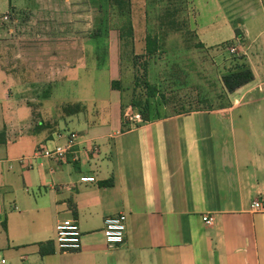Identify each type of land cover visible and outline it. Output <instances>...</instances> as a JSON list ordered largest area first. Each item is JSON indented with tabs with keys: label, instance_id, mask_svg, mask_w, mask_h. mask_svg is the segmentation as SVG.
Wrapping results in <instances>:
<instances>
[{
	"label": "crops",
	"instance_id": "crops-1",
	"mask_svg": "<svg viewBox=\"0 0 264 264\" xmlns=\"http://www.w3.org/2000/svg\"><path fill=\"white\" fill-rule=\"evenodd\" d=\"M137 1L143 11L131 15L133 39L121 35L123 22L110 31L115 42L109 49L93 46L99 37L91 31L83 46L77 40L78 18L75 31L67 32L77 39L45 52L57 54L59 69L104 63L116 70L123 67L119 45L121 53L144 55L146 38L157 37L149 69L164 63V69L184 75L180 83L162 84L167 88L162 93L180 103H199L141 122L134 118L133 94L121 96L110 81L103 99L73 101L83 102V111H63L59 119L31 126L30 108L13 102L14 70L0 64V109L6 112L0 119L5 139L0 142V264H264V211L252 208L264 199V0H171L169 14L155 12L160 0ZM98 3L0 0V42L6 29L13 33L12 25L23 20L44 23L53 13L60 27L67 4L76 9ZM148 4L156 5L153 13H147ZM65 32L58 29L52 37L64 38ZM187 35L195 39L191 45L184 43ZM106 50L108 57L100 59ZM131 60L126 68L135 67L134 56ZM243 63L254 79L226 91L222 75ZM191 71L207 93L189 83ZM210 84L221 91L217 104L203 103L210 99ZM22 108L27 110L20 118ZM73 134L66 159L22 160L41 145L66 144ZM121 213L127 214L125 240L110 244L105 219ZM67 217L81 226L79 250L57 246L56 226Z\"/></svg>",
	"mask_w": 264,
	"mask_h": 264
},
{
	"label": "rangeland",
	"instance_id": "rangeland-1",
	"mask_svg": "<svg viewBox=\"0 0 264 264\" xmlns=\"http://www.w3.org/2000/svg\"><path fill=\"white\" fill-rule=\"evenodd\" d=\"M102 1L103 0H99V3L95 6L80 5L76 9H73L72 6L67 4L65 8V21L60 23V27L57 26V20L53 17L54 15L52 16L53 13H50L49 16L46 17V20H43L44 23H40V21L31 23L29 20H23L22 23L13 24V33L6 29V34L1 37L0 54L2 58L0 64L4 66L7 72L13 68V76L15 77V81H17V83L14 82L11 85L13 89L11 92L15 94L13 102L16 103L15 106L27 105L30 108L32 114L29 115V119L27 120L32 122L31 126H35L41 119L56 120L61 118L63 115V106L66 103L73 102L77 99H88L92 96L103 99L109 92L110 81L112 86L113 76L120 80L121 85L119 90L121 91V96L123 93H125L126 96L130 93L132 94L136 68H126L124 65L128 61L132 63L133 61L131 59L133 56L134 58L136 56L138 67H142L141 61L143 55L140 51L134 55L126 54L124 50L121 53L122 47L119 45V55L123 61V67L121 66L116 70L104 67V63H99V68L93 65L91 69H59L56 67L58 64L57 54L45 52L46 50L51 51L52 47H56L57 44H60V46H62V44L68 45L72 44L73 39H77V37H69L67 32L75 31L74 29L77 28L78 18H80L82 22V25H80L81 27L78 25L77 28V30L81 31V38L77 39L81 40L80 44H83V46L88 45L90 42L87 38L89 37V32L91 31L94 33L99 26H101L103 29H109L108 34L99 36V38L93 41V46L96 44L99 48L109 49L111 42H115L114 39L108 37L110 31H115V28L121 26L124 19L114 14L110 6L103 7ZM107 2L108 1L105 0L106 4ZM137 2L136 0V2L133 3L131 15H136L141 10L143 11V8H141V5L139 6ZM160 2L161 3L157 4V6L155 5L156 7L153 4L146 5L147 13H153L154 7L157 13L169 14L173 12L170 5L171 0H160ZM8 22L9 21L5 22L7 27H9ZM62 28L66 31V36L60 39L53 38L52 34H55L58 29L62 30ZM57 40H59V43ZM193 41H195V39H193L192 36L187 35V37H184V43L186 45H191ZM170 43V37L166 38L164 46L169 48ZM65 55H68V53ZM108 55L109 53L107 50L104 53H99V56H101L100 59L102 60H105ZM164 66L165 64L161 63L159 68H155L154 66L151 67L150 80L155 79L159 71H161V73L167 71L164 69ZM182 74L183 72L178 76L181 81L184 79V75ZM139 75L143 76L141 70L139 71ZM209 76H212L210 72ZM66 77H68V80L61 83L63 82L61 80ZM188 80L189 83L195 82L199 84V90L207 93L208 90L206 85L204 84V87H202L201 80L197 79L193 71L189 73ZM153 83H156V81H153ZM211 84L209 87L210 99L204 101V104H217L223 100V98L218 96V94L221 95V91H219L217 85L215 84L212 86ZM166 89L167 88H165V90ZM161 93L152 97L156 109L159 108L161 112L179 109L189 105L193 106L199 103H192L191 100L180 103L177 100L169 99L168 95H166L167 100H165L162 98ZM89 104H91V102ZM26 110V108H22L20 118L25 116ZM5 113L6 112L0 109V119L2 117L6 118ZM137 113L138 111H136L135 114Z\"/></svg>",
	"mask_w": 264,
	"mask_h": 264
},
{
	"label": "trees",
	"instance_id": "trees-1",
	"mask_svg": "<svg viewBox=\"0 0 264 264\" xmlns=\"http://www.w3.org/2000/svg\"><path fill=\"white\" fill-rule=\"evenodd\" d=\"M103 2V7L110 6L112 12L121 18H124V26L122 27L123 31L121 35H125L128 40L133 39V24L131 20V11H132V0H108L107 4L105 0ZM104 21V20H103ZM109 29H103L101 26L97 29L96 32L92 33V37H99L108 34ZM237 34L242 35L240 30L237 29ZM159 43V39L157 37L148 36L146 38V50L147 54L143 55V59L141 61L142 67H138V61L135 60V74H134V87L132 91V100L130 104L132 107L138 111L141 115V122L149 121L153 118L160 117L161 111L159 108L156 109L152 101V97L156 96L159 91L162 92L164 90V86L162 84L168 82H177L180 83L181 79L178 78L180 72L183 70L173 71L167 70L161 73H157L155 79L150 80V69H149V60L153 57L155 51L157 50V46ZM142 71L143 76L139 75V71ZM161 73V74H160ZM160 74V75H159ZM254 72L247 64H237L233 68L227 70L222 75L223 85L228 92H234L239 88L243 87L247 83L251 82L254 79ZM153 81H160V84L157 85L153 83ZM120 80L113 79L112 87L114 89H120ZM160 86V90L159 87ZM162 94V98L167 100L166 94ZM48 95V93H47ZM169 98V97H168ZM126 102L123 101V106ZM85 104L83 102H69L63 106V111L66 115H71L75 113H79L85 109ZM185 108L174 109V111H182ZM5 141L4 139V131H0V142ZM6 225V223H4Z\"/></svg>",
	"mask_w": 264,
	"mask_h": 264
},
{
	"label": "built area",
	"instance_id": "built-area-1",
	"mask_svg": "<svg viewBox=\"0 0 264 264\" xmlns=\"http://www.w3.org/2000/svg\"><path fill=\"white\" fill-rule=\"evenodd\" d=\"M4 19L8 20L9 16ZM232 53L236 52V47L230 48ZM134 118L141 119L139 113L134 115ZM76 135L73 134L66 144H57L55 146L41 145L37 148L34 155L24 157L23 161L32 162L38 158H50L55 160L66 159L71 147L75 144ZM254 210L264 211V199L256 200L252 204ZM204 220L212 223L213 216H205ZM105 235L110 244L121 243L125 240L127 232V214L121 213L110 216L105 219ZM56 242L61 250H79L82 246V230L79 221L75 217H67L61 220L56 226Z\"/></svg>",
	"mask_w": 264,
	"mask_h": 264
}]
</instances>
